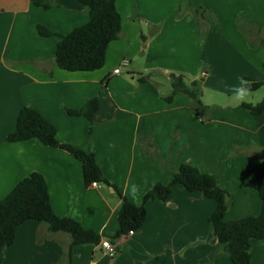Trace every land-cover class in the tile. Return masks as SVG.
Returning <instances> with one entry per match:
<instances>
[{
  "label": "crops",
  "instance_id": "obj_1",
  "mask_svg": "<svg viewBox=\"0 0 264 264\" xmlns=\"http://www.w3.org/2000/svg\"><path fill=\"white\" fill-rule=\"evenodd\" d=\"M191 2L205 9L207 19L188 10L179 14L183 0H116L122 31L107 47L104 66L69 71L56 62L57 36H43L37 27L69 33L88 22L87 5L0 0V200L21 180L45 184L58 215L109 238L119 228V192L142 204L146 191L169 182L188 162L214 174L229 191L227 220L260 213L249 175L264 157V113L254 116L237 107L252 101L223 106L205 98L208 90L236 95L233 88L244 87L246 76L264 80V0ZM240 16L253 25L241 28ZM173 73L202 81L203 103L211 106L205 118L184 93L166 99ZM95 97L100 106L93 121L69 114ZM24 107L45 116L61 142L93 151L111 184L87 183L83 163L67 150L37 138L9 142ZM232 150L244 153L232 156ZM145 205L146 221L115 241V255L101 242L78 244L70 264H233L227 244L216 239L212 250L206 247L213 199L176 185L166 201ZM71 242L70 234L29 219L0 255L3 264H69ZM251 243L252 264H264V239Z\"/></svg>",
  "mask_w": 264,
  "mask_h": 264
},
{
  "label": "trees",
  "instance_id": "obj_2",
  "mask_svg": "<svg viewBox=\"0 0 264 264\" xmlns=\"http://www.w3.org/2000/svg\"><path fill=\"white\" fill-rule=\"evenodd\" d=\"M87 5L89 20L69 33L53 32L42 25L37 30L43 36H57L56 62L69 71H93L104 66L107 47L119 38L122 31V16L116 0H80ZM46 8L49 3H42ZM190 11L199 19H207V13L202 6L194 5L191 0H183L180 13ZM239 26L253 22L245 17H239ZM264 46V38L261 39ZM253 46V44H252ZM264 85V80L244 78V88L255 91ZM171 93L166 96L171 101L176 93H184L194 104L199 116L205 118L211 106L204 105L203 83L200 79L188 81L184 74H171ZM99 98L88 100L80 109H68L71 115H84L93 121L99 110ZM238 108H244L254 116L264 113V98L257 102H242ZM57 128L38 110L31 107L21 109L17 118L16 128L9 133V142L37 138L43 143L69 151L83 163L84 177L87 183L93 181L111 184L103 173L96 154L63 143L57 138ZM236 152L234 150L231 153ZM244 152H236L242 155ZM232 155V154H231ZM234 155V154H233ZM232 155V156H233ZM250 181L261 199V211L257 215H248L239 219L227 220L230 206V193L221 186L214 174L202 171L196 165L185 162L174 170L171 180L167 183H157L143 195V203L135 204L115 189L121 195L123 202L119 211V228L110 240L115 241L129 232L142 227L147 219L146 202L150 199L166 201L176 185L190 192H201L203 196L213 199L216 208L209 217V223L214 235L222 244L229 246V257L233 264H252V239H264V157L256 159L249 175ZM34 219L46 223L52 232H66L71 235L72 242L67 252L70 264L72 248L78 244H98L103 239L94 229L86 228L72 217H62L53 208L48 187L45 184L24 179L0 200V252L12 245L18 227L26 220ZM0 264H3L0 255Z\"/></svg>",
  "mask_w": 264,
  "mask_h": 264
},
{
  "label": "rangeland",
  "instance_id": "obj_3",
  "mask_svg": "<svg viewBox=\"0 0 264 264\" xmlns=\"http://www.w3.org/2000/svg\"><path fill=\"white\" fill-rule=\"evenodd\" d=\"M207 98H205V101H207L208 103H212V104H220V105H227V104H238L239 102L243 101V100H248V101H252L254 103H257L259 101H261L264 98V87H262L259 91L255 92H251V91H247L246 95L243 99H241L239 96L237 95H233V96H228L222 93H218L216 91L213 90H208L207 91ZM248 150V147L245 148V151ZM236 155V152L230 153V155ZM210 225V223H209ZM211 230V231H210ZM209 238L207 240L206 243V247L210 250H212V240H216V236L214 235L212 228L209 229ZM215 251V250H214Z\"/></svg>",
  "mask_w": 264,
  "mask_h": 264
},
{
  "label": "built area",
  "instance_id": "obj_4",
  "mask_svg": "<svg viewBox=\"0 0 264 264\" xmlns=\"http://www.w3.org/2000/svg\"><path fill=\"white\" fill-rule=\"evenodd\" d=\"M128 62V61H125V63ZM120 68H116L114 70L115 73H120ZM98 182L97 181H94L92 182V185L93 186H98ZM134 231H130L129 234H133ZM101 246L103 247V249L109 253L110 255H115L118 251V247H117V244L116 243H113L110 238H103L101 240Z\"/></svg>",
  "mask_w": 264,
  "mask_h": 264
},
{
  "label": "clouds",
  "instance_id": "obj_5",
  "mask_svg": "<svg viewBox=\"0 0 264 264\" xmlns=\"http://www.w3.org/2000/svg\"><path fill=\"white\" fill-rule=\"evenodd\" d=\"M233 91L241 99H243L245 97L246 92H247V90L244 87L233 88ZM137 190H138L137 189V186L133 185L132 186V192H133V194H135Z\"/></svg>",
  "mask_w": 264,
  "mask_h": 264
}]
</instances>
